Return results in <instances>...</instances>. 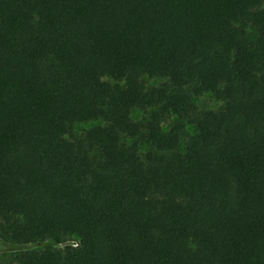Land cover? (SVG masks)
Listing matches in <instances>:
<instances>
[{"label": "trees", "instance_id": "trees-1", "mask_svg": "<svg viewBox=\"0 0 264 264\" xmlns=\"http://www.w3.org/2000/svg\"><path fill=\"white\" fill-rule=\"evenodd\" d=\"M69 238L12 264H264V0H0V244Z\"/></svg>", "mask_w": 264, "mask_h": 264}, {"label": "rangeland", "instance_id": "rangeland-1", "mask_svg": "<svg viewBox=\"0 0 264 264\" xmlns=\"http://www.w3.org/2000/svg\"><path fill=\"white\" fill-rule=\"evenodd\" d=\"M107 82H110L113 84L114 82L110 81L109 79H104ZM145 84L147 87H155L159 86L161 84H164V80L162 79H150V78H144ZM193 102L197 108V111H205V110H217L221 107V103L216 101L211 95H203L201 97H193ZM145 114L140 111H135L132 114V118L134 121L141 120ZM94 124H77L73 128V134L75 136H80L83 132L88 130L91 126ZM164 129H166V126H164ZM193 134V130L191 127H188L185 133V138L182 140L181 148H183L184 143L188 140V138ZM76 243L75 239L69 238V239H63L60 243H56L51 241H47L45 243L40 244H33L28 246H14L6 243L0 244V264H12L14 261V258L17 254L23 251H38L42 250L44 248L50 247L57 250H62L66 245H74Z\"/></svg>", "mask_w": 264, "mask_h": 264}, {"label": "built area", "instance_id": "built-area-1", "mask_svg": "<svg viewBox=\"0 0 264 264\" xmlns=\"http://www.w3.org/2000/svg\"><path fill=\"white\" fill-rule=\"evenodd\" d=\"M75 245H76V243L73 246H75Z\"/></svg>", "mask_w": 264, "mask_h": 264}]
</instances>
